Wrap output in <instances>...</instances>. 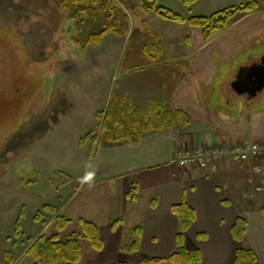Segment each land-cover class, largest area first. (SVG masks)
I'll return each instance as SVG.
<instances>
[{
	"label": "rangeland",
	"instance_id": "rangeland-1",
	"mask_svg": "<svg viewBox=\"0 0 264 264\" xmlns=\"http://www.w3.org/2000/svg\"><path fill=\"white\" fill-rule=\"evenodd\" d=\"M250 1L201 0L188 7L179 0H114L113 8L129 19L128 34H107L101 45L83 50L62 0H0V264H34L29 244L56 234L61 242L79 240L80 264H138L146 258L121 250L116 262L110 261L114 256L105 260L81 237L80 219L95 222L99 210L98 189L81 186L80 177L87 163L95 165L98 142L105 141L100 114L125 87L146 101L184 75L190 108L208 109L213 126L229 123L222 125L226 133L239 130L234 140L241 133L229 148L264 145V88L251 96L234 89L240 71L264 59V0H254L256 12L238 14L209 41L203 29L162 15L168 11L188 21ZM154 45L155 52H146ZM257 185L264 187L247 184L236 194L238 202L256 203ZM58 215L68 221L60 233L53 224Z\"/></svg>",
	"mask_w": 264,
	"mask_h": 264
},
{
	"label": "crops",
	"instance_id": "crops-1",
	"mask_svg": "<svg viewBox=\"0 0 264 264\" xmlns=\"http://www.w3.org/2000/svg\"><path fill=\"white\" fill-rule=\"evenodd\" d=\"M131 71L124 72L121 78ZM184 78L181 76L166 91L151 94L155 96L146 101L126 87L121 89L119 98L130 100L135 107L147 109L151 100L161 98L174 110L189 114L191 122L185 128L150 133L136 145L104 141L101 146L98 142L97 152L100 153L96 156L92 186L98 189L99 213L93 215L98 220H83L98 226L105 243L104 251L99 255L105 260L114 256L110 261H117L116 254L130 247L132 231L137 227L143 230L137 253L143 252L144 259L159 256L167 259L177 249V235L181 230L172 207L184 201L196 215L195 223L185 234V246L190 253L199 252L201 264H233L239 246L254 251L259 264H264V192L259 193L261 208L256 206L258 201L243 203L241 198L239 203L236 197L248 187L247 184L264 183V179L254 176L250 165L230 158L220 161L208 173L197 168L182 169L173 163L181 148L194 149L203 144L231 147V143L241 137L239 132L234 140L239 130L234 135L223 131L221 120L218 127L208 124L210 113L204 106L194 111L190 108L191 98H185L189 92L185 90ZM115 79L113 76L111 86ZM109 95L110 88L107 99ZM182 98L187 101L181 103ZM104 186L107 189H101ZM259 187L262 185L256 191ZM248 196L244 195L245 198ZM239 216L248 220L247 233L241 244L233 239L231 232ZM103 217L106 221L101 224ZM124 234L128 236L125 239L128 245L122 248ZM91 258L95 259L94 256Z\"/></svg>",
	"mask_w": 264,
	"mask_h": 264
},
{
	"label": "trees",
	"instance_id": "trees-1",
	"mask_svg": "<svg viewBox=\"0 0 264 264\" xmlns=\"http://www.w3.org/2000/svg\"><path fill=\"white\" fill-rule=\"evenodd\" d=\"M179 1L190 7L201 0ZM114 5V0H62L60 7L66 16L74 21L78 31L77 42L83 50L88 46L101 45L107 34H128L129 19L119 7L113 8ZM257 10L258 4L252 0L241 7L228 8L210 16L193 17L188 21L168 11L162 15L176 23H188L192 28L203 29L204 40L209 41L214 32L225 29L238 14H251ZM102 11L108 16L101 18L99 13ZM155 46L150 47L146 52L152 54L157 49ZM261 68H264V59L261 63L248 67L242 72L246 75ZM100 117L103 122L101 140L104 139L105 142L111 143L125 142L132 145L138 144L144 136L150 133L167 132L179 127L185 128L191 122L189 114L181 110H174L166 105L161 98L151 100L147 109L135 107L130 100L125 98H112L106 111L101 113ZM172 212L178 218L181 228L177 235V249L167 259H143L138 264H159L163 261L171 264H201L199 252L190 253L185 246V234L196 221L194 210L182 201L172 207ZM262 212L264 215V208H262ZM67 223L68 221L62 215H58L53 221L58 233L65 230ZM80 227L81 237L91 244L95 252L102 253L105 243L98 226L93 222L80 219ZM247 227V218L239 216L231 231L233 239L237 243L243 242ZM131 235L133 242L124 251L135 254L140 249L142 228L137 227ZM27 254L33 256L34 264H80L83 257L81 244L75 236H72L67 242H61L58 239V234L50 237L42 235L36 238L29 244ZM118 264L128 263L119 262ZM233 264H259V262L254 251L239 246Z\"/></svg>",
	"mask_w": 264,
	"mask_h": 264
},
{
	"label": "built area",
	"instance_id": "built-area-1",
	"mask_svg": "<svg viewBox=\"0 0 264 264\" xmlns=\"http://www.w3.org/2000/svg\"><path fill=\"white\" fill-rule=\"evenodd\" d=\"M226 158L250 165L252 174L264 179V145L251 142L234 148L215 144H203L194 149L181 148L176 152L173 163L182 169L197 168L208 173ZM257 192H264V188L259 187Z\"/></svg>",
	"mask_w": 264,
	"mask_h": 264
},
{
	"label": "flooded vegetation",
	"instance_id": "flooded-vegetation-1",
	"mask_svg": "<svg viewBox=\"0 0 264 264\" xmlns=\"http://www.w3.org/2000/svg\"><path fill=\"white\" fill-rule=\"evenodd\" d=\"M259 72H261V71L256 72L257 73L256 78H254L252 75L254 72H251L249 74L244 75L243 72L241 73V71H240L239 76L236 79V82L241 83L242 89L251 92V91L257 89V87L260 86L264 82V76H263L264 73H261V75H259Z\"/></svg>",
	"mask_w": 264,
	"mask_h": 264
},
{
	"label": "clouds",
	"instance_id": "clouds-1",
	"mask_svg": "<svg viewBox=\"0 0 264 264\" xmlns=\"http://www.w3.org/2000/svg\"><path fill=\"white\" fill-rule=\"evenodd\" d=\"M86 171L84 176L80 177L81 186L88 185L89 188L93 186V180L95 176L94 165L90 162L86 164Z\"/></svg>",
	"mask_w": 264,
	"mask_h": 264
},
{
	"label": "water",
	"instance_id": "water-1",
	"mask_svg": "<svg viewBox=\"0 0 264 264\" xmlns=\"http://www.w3.org/2000/svg\"><path fill=\"white\" fill-rule=\"evenodd\" d=\"M245 69H247V68H243V69L241 70V73H242V71H244ZM249 70H250V69H249ZM257 71H261V72H259V75H261V73H264V72H263L264 69H262V68L259 69V70L256 69V70L253 71L254 73L252 74L254 78H256V74H257L256 72H257ZM263 76H264V75H263ZM263 88H264V82H263L260 86H258L257 89H255V90H253V91H251V92L242 89V87H241V83H240V82H236L235 85H234V89H236L241 95H242V94H249V96L256 94V93H257V92H256L257 90H261V89H263ZM255 92H256V93H255Z\"/></svg>",
	"mask_w": 264,
	"mask_h": 264
}]
</instances>
